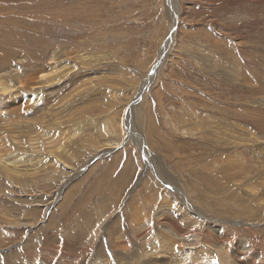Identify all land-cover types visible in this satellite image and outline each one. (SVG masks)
I'll list each match as a JSON object with an SVG mask.
<instances>
[{
    "label": "rangeland",
    "instance_id": "rangeland-1",
    "mask_svg": "<svg viewBox=\"0 0 264 264\" xmlns=\"http://www.w3.org/2000/svg\"><path fill=\"white\" fill-rule=\"evenodd\" d=\"M14 2L16 6L25 2L18 7L28 6L26 10H36L37 4L41 11L34 21L17 18L15 25L0 32V43L17 51V57L26 63L20 74L40 71L42 65L49 69L52 60L44 55L49 50L69 71L68 77L59 80L61 83L29 84L25 94L44 90L45 107L34 103L36 96L31 101L19 98L15 104L10 103V98L0 106V118L9 122L6 125L0 121V132L6 130L4 135L8 137L5 149L13 151L12 159L17 161H26L33 155L31 162L18 165H23V170L30 167V173L36 174L20 183L0 174V264H7L6 253L18 248L23 251L14 252L15 261L25 257V245L27 256H42L41 249L47 245L55 246L54 253L69 239L91 248L100 234L95 237V228H86L83 216L96 215L94 205L100 198L103 204L98 203L97 212L106 218L97 217L98 228L106 226L103 230H110V235L117 229V233H124L128 226L133 234L135 226L126 219L128 212L156 187L163 189L151 172L146 176L139 174L148 169L146 163L159 166L180 196L174 190L168 192L185 206L193 205L203 219L212 221L207 226L215 232L228 224L247 230L240 239L249 245L248 238L255 237L252 256L258 255L264 247V154L260 151L264 149L260 145L264 135L257 129L264 128V118L257 117L262 112L255 107L264 97V0ZM174 5L178 7V20L175 17L177 24L173 26L174 14L170 11ZM24 11L14 12L23 16ZM59 12L62 14L57 17ZM46 13L49 18L41 17ZM60 17L68 22L63 23ZM63 49L67 51L58 52ZM84 61L87 65L82 67ZM235 64L239 66L237 72L240 66L242 69L234 78L236 82L223 80L225 67L236 69ZM250 79L251 87L246 84ZM34 111L37 112L32 114ZM122 116L123 130H119ZM219 122L223 125L216 130ZM50 123L45 137L42 126ZM131 129L133 134H129ZM79 133L84 139L78 138ZM127 134L134 140L128 141L129 145L105 150L109 147L105 146L107 141L119 144V139L125 141ZM50 136L51 143L45 141ZM64 136L65 140L59 143ZM80 140L84 142L75 144ZM64 142L67 155L60 153ZM8 144L12 147L7 148ZM55 156L58 160H54ZM59 160L68 169L59 167ZM71 168L76 171L68 173ZM65 176L70 179L66 185L61 184ZM136 176L134 202L119 208L120 200L130 194L129 185ZM160 197L156 192L153 203L144 202L154 217ZM50 202L54 204L50 206ZM253 213L261 215L255 217ZM103 219L106 222L101 224ZM155 246L160 248L157 242ZM180 253H163V264H185L193 254ZM90 254L87 249L84 258ZM59 257L61 254L56 256ZM245 261L250 264L251 260ZM21 262L30 264V260Z\"/></svg>",
    "mask_w": 264,
    "mask_h": 264
},
{
    "label": "bare ground",
    "instance_id": "bare-ground-1",
    "mask_svg": "<svg viewBox=\"0 0 264 264\" xmlns=\"http://www.w3.org/2000/svg\"><path fill=\"white\" fill-rule=\"evenodd\" d=\"M13 1H15V0H0V32L3 30L2 28H4V27L7 28L8 26L11 27V26L15 25L14 22L17 21V18H20V19L24 18L26 21L27 20L34 21L36 19L37 14L39 12H41V11H39L40 9L37 6V4L34 5L35 3L32 4V5L35 6L36 10H34V9L26 10L28 6H26V9H22L23 7L22 8L18 7L21 3L20 4L17 3V6H16V4H15L16 2L13 3ZM16 1H18V0H16ZM9 2H11V3H9ZM253 2H254V0H253ZM23 3H25V2H23ZM22 4L20 6H22ZM25 5H28L27 2H26ZM16 10H25L23 16H19V15L15 14L14 11H16ZM170 12H172L174 14V19H173V26H174L175 24H177L176 20H175V17L178 20V7L176 5H174L172 7V11H170ZM52 14H50V16ZM60 14H62V13L59 12V14H56V16L60 15ZM45 15L49 18V14L48 13L41 15V17L45 16ZM57 17H59V16H57ZM60 18L62 19L63 23H67L68 22L65 18H62V17H60ZM49 20L52 21L53 19L51 18ZM57 22H58V20H57ZM249 26H251V25H249ZM13 48H14V46H13ZM253 50H254V48H253ZM65 51H67V49L58 50V52H61V53H65ZM51 52L52 51L49 50V51H47L44 54L45 56H49L48 58L52 60L51 62H52L53 65H51V67L49 69H48L47 66L42 65L40 71L38 69L29 70V73H27L26 75L22 76L20 73H21V70L25 71L24 68L26 67V63L23 61L22 58H18L17 57V53H18L17 51L11 50V49L5 47L4 45H2L0 43V106L5 105V101L9 100L10 98H11L10 103L15 104L18 101L19 98L26 97V98H29V101H31L32 100L31 99L32 96H34V97L36 96L35 99L33 98L34 99L33 100L34 103H36L38 106L44 105V107H45L46 98H45V94H44L45 92H43L44 90L43 91H38L36 94H33V93L25 94V93H26V91H27V89L29 87V84H40L42 86H46V85H49L51 83H55V81L60 82L59 80H61V78L67 76V74H68L67 72L69 71V69L67 68L66 65L64 66V62L63 61H59V58L56 59L55 58L56 57L55 54H53V53L51 54ZM227 63L231 64V62H227ZM32 64H34V62L30 63L29 66H31ZM88 64H89V62H88ZM230 64H228V65H230ZM86 65H87L86 62L84 61L82 67H84ZM228 65H227V67H225L226 72L224 73V77H222V76L221 77L225 78L223 80H226L228 82L229 81H235V79L237 78V77L235 78V76L236 75L238 76V75L241 74V70H242L241 66H240V68H239V70L237 72V66L238 65L236 66V64H235V66H236L235 68L236 69H233V68L229 67ZM46 70H49V71H46ZM155 70H157V69H155ZM26 72H28V71H26ZM38 78L42 79V81L35 82L36 80H38ZM222 78H221V80H222ZM259 78H261V77H259ZM252 80L251 79L247 80L246 84L248 83V85L250 86V83L252 82ZM253 82L255 83V81H253ZM234 84H236V83H234ZM260 86H261V84H260ZM241 87H242V85H241ZM254 88H257V87L255 86ZM245 89L247 90V88H245ZM249 89H251V88H249ZM259 89H261V88H259ZM252 90H254V89H252ZM256 92H258V91H256ZM243 95H241V96H243ZM37 98H38V100H37ZM247 98H248V96H247ZM257 98H260V97H257ZM259 101H260V103L256 102L257 106L255 107V109L258 112H262V113L259 116H257V117H263L264 118V97H261ZM36 112L34 111L32 114H35ZM32 114H29V115H32ZM249 114H250V112H249ZM38 117H42V116H38ZM51 117H54V116H51ZM126 117L127 118L130 117V114L128 116H126ZM246 117H248V116H246ZM124 118L125 117L122 116V119H120L119 122H118V125L120 127L119 130H123ZM41 120H43V118ZM128 120H130V119H128ZM0 121H1V123L9 125L8 124L9 122L5 121L3 118H0ZM51 124L52 123L46 124L45 125L46 127L42 126L43 129H44L42 132H43L45 137L46 136L48 137L47 133L50 132V131H47V130H49L48 126H50ZM221 125H223L222 122H219L218 126H220V127H217L215 129L216 130L221 129ZM257 130H258V132L260 134H262V136L264 135V128L261 127V128H258ZM4 132H6V130H4ZM4 132H0V140H1L0 143L4 144L3 147L0 144V174L4 176V179L6 177V178H8L11 181H16V183H17V181H18V183H20V182H23L24 180L32 179L34 177V174H35V173H30L32 168L29 167L28 170H23L22 166L24 164H26L27 162H31L33 155L30 154V156L28 157V159L26 161H24L22 158H21V160H18V161L17 160H13L12 158H15V156L13 154V151L11 153V150L7 152L8 149L7 150L5 149L6 144L8 143L6 141V139L8 137L4 135L5 134ZM42 132L38 133L39 137H40V133H42ZM243 132L245 133V131H243V129H242V133ZM247 132H249V131H247ZM254 133H256V132L254 131ZM25 134H23V135L25 136ZM109 134H111V133H109ZM129 134H133L132 129L130 130ZM249 134L251 135V133H249ZM256 136L257 135L255 134V137ZM20 137H22V135ZM132 137H134V136H132ZM207 137L209 138V136H207ZM65 138H66V136L62 137V139L59 141V143L63 142L65 140ZM78 138L79 139H84L83 134L79 133ZM87 140H89V139L87 138ZM2 141H4L5 143H3ZM45 141H49V143H51V141H52L51 136L49 138H46ZM123 141L124 140L122 138L119 139V142H120L119 144H114L113 141H109V142L107 141L108 144H106L107 142L105 141L106 142L105 146L106 145L109 146L108 148H105V150L106 149H109V150L113 149V147H115V149H116V145L117 146H122L124 144L125 145H129V143H127V142L128 141H134V140L127 134L126 140L124 142ZM65 142H64L63 148H62V150L60 152L63 155L64 154L67 155L66 154L67 153L66 152L67 151L66 150L67 146H66V149H65V145H66ZM83 142H84V140H80V141H78L75 144H82ZM256 142H258V141H256ZM15 143H17V142H15ZM59 143H57V144H59ZM9 144L7 145V148L9 146ZM22 144H24V143L22 142ZM26 144H27V146H30V148H32V145L28 141L26 142ZM57 144H55V145H57ZM261 144L264 145V143H260V145ZM10 145H12V144H10ZM18 146H20V145H18ZM43 146H41V147H43ZM9 147H12V146H9ZM142 148H144V147H142ZM183 148H185V147H183ZM183 148H180L181 151H183ZM69 151H70V149H69ZM260 151H262V153L264 154V149L261 148ZM29 152H31V151L29 150ZM262 153H260V154H262ZM11 154H13V155H11ZM9 155H11L13 157H10ZM18 158H19V156H18ZM56 159H57V157L55 156L54 160H56ZM245 159H247V158H245ZM63 160H64V158H63ZM197 160L199 161L200 159H197ZM59 161H55V162L58 164ZM198 161L194 162V164H197ZM204 161H205V159H204ZM19 163H22L23 165H18ZM60 163L61 164L59 165V167L62 166L63 168H67L68 169V166L63 164L64 162L60 161ZM146 165H148V167H147L148 169H145L144 171L139 172V174L143 176V173H146L144 175V176H146L147 174H149L151 172L162 183L163 189L156 187V190H152V191H150L149 193L146 194L147 198L145 200H142L143 197H142V199H139L136 202V204L133 206L132 211L130 210L128 212V217L125 214H122V215L126 216V219L128 220V222L131 223V225L135 226V231H134L133 234L129 231V227L128 226H126V229H125L124 233H121V234H119L120 232L117 233V231H118V229H117L113 234L110 233V235L107 232V231L110 232V230H107V229L103 230V228H105L106 226L98 228V225L96 224V222L99 220V218H97V217L102 216V217L106 218V216H104V214L102 212H97V210L99 209L98 203L103 204L102 199L100 198V199H98L96 201V203L94 205L95 211H96V215L91 217L89 215V213H87V214H85L83 216V219H84V221L86 223V228L88 227V229L90 228V230H91V227H94L95 228V233H94L95 237L100 234L98 236V238H94V241H93V244L91 245V248H89L90 246L89 247H85L82 244L81 245L78 244L79 242L77 243V239H75V240L69 239V241L66 240V242H64L62 244V246L56 247L54 253H52V251L54 250L55 246H48L47 245L45 247L43 246L42 247L43 249H41L43 251L42 256H39V255L32 256L33 255L32 253H31L32 255H28L27 256L26 253L28 252V247H27V245H25L24 246L25 247L24 248V253H25L24 256L25 257H23L21 259L19 257V260L17 262L15 261V258H14L15 257L14 252L15 253H17L18 251L22 252L23 248H18V249H15L14 251H11V252L9 251V252L6 253L7 264H21L22 263L21 261H23V260H30V264H163V262H164L162 260L163 253L167 254L169 252V254L172 256V253H175L176 251L177 252L180 251L181 253H185V254H188V253H191V252L193 253V254H190L191 259H189V261L187 260L188 262L186 261L187 264H249L245 260H251L250 264H264V247H262L261 249L259 248L261 253L259 252L258 255L252 256V254H254L255 249H256L255 248V243H256L255 237H249L248 238L249 241H250L249 245L245 244L240 239L241 238L240 235L241 234H245V232L247 230H245L242 226L229 225L228 224V225H222L221 227H223V229H221V231H216L215 232L212 229V227L207 226V223L208 222L212 223V221L203 219L202 216H201L202 214L197 212V210L193 207V205H191L189 203L188 207H187V204L185 206L181 202V199L176 197L178 199L177 200L174 195H172V194H170L168 192L170 190L171 191L174 190V192L177 195L179 194V196H180V192L178 193L176 191V189L173 188L172 183L169 182L171 180H168V175L165 174L161 169H159V166H153L151 163H146ZM203 166H205V165H203ZM192 168L195 169V166H192ZM209 168H208V170H209ZM75 171L76 170L71 168L70 172H68V173H74ZM137 177L138 176H136V177H134L132 179V181H131V183L129 185L130 194L128 195V197H126V199L122 198L120 200L119 205H118L119 208L123 209L126 204L134 202V201H132V199L134 197V194L136 193V187H135V190H133V188H134L133 186L135 184V180H137ZM67 179H68V176L67 177L65 176L63 178L61 184H64V185L68 184L70 182V179L69 180H67ZM98 183H100V182H98ZM253 186H254V184H253ZM64 187H61L59 190L62 191L64 189ZM250 187H252V186H250ZM102 188H103V186H102ZM100 189L101 188H99V190ZM254 190H255V188H254ZM254 190H253V192H254ZM156 192H158L161 197H160V204L158 205V207L156 209V217H154L153 213H150V211H151L150 208H148L147 205L144 204V202H148L149 204L153 203V201L155 199V196H156ZM248 193H250V192L248 191ZM100 194H98V196ZM63 195L64 194H62V196ZM252 196H254V194ZM60 198H61V196L60 197L57 196V199H60ZM113 198H114V195H113ZM52 203L53 202H50V206H51ZM47 207H49V206H47ZM189 207H191V208H189ZM253 215L255 217H258L261 214L253 213ZM113 216H117V215L113 214ZM124 216H123V218H124ZM249 216H251L250 212H249ZM94 217H96V219H94ZM121 220H122V218L119 221L121 222ZM115 221H117V220H115ZM124 221H126V220H124ZM102 222H106V219H103V221H101V224H102ZM120 222H118V224ZM110 224H111L110 220H108V222L106 223L107 228H109L108 225H110ZM121 224H122V222H121ZM103 225H104V223H103ZM24 226H26V225H24ZM121 228H119V229L122 230ZM83 230L85 232H87V231L89 232V230H86V229H83ZM113 230H115V229H113ZM91 234L93 235V231H91ZM161 237L163 238V240H161ZM165 241H166V245L164 244ZM156 242L160 246L159 249H157L158 246L157 247L155 246ZM72 244H74V245H72ZM87 249H89L91 254H90L89 258H87V257L84 258L85 255H86V250ZM31 252H33V251H31ZM60 254H61V257L56 258V256H59ZM0 257H2V259H3V256H0ZM53 257H55V258H53ZM175 258H176V255H175ZM177 258H179V257H177ZM188 258H186V259H188ZM10 259L14 260V261L11 262V261H9ZM182 259H183V257H182ZM176 260H178V259H176Z\"/></svg>",
    "mask_w": 264,
    "mask_h": 264
}]
</instances>
